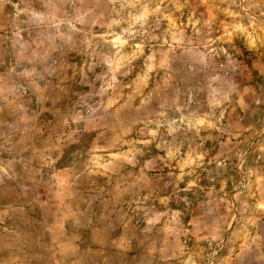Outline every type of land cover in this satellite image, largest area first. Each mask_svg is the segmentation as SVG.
I'll use <instances>...</instances> for the list:
<instances>
[{"label": "rangeland", "instance_id": "rangeland-1", "mask_svg": "<svg viewBox=\"0 0 264 264\" xmlns=\"http://www.w3.org/2000/svg\"><path fill=\"white\" fill-rule=\"evenodd\" d=\"M0 264H264V0H0Z\"/></svg>", "mask_w": 264, "mask_h": 264}, {"label": "trees", "instance_id": "trees-1", "mask_svg": "<svg viewBox=\"0 0 264 264\" xmlns=\"http://www.w3.org/2000/svg\"><path fill=\"white\" fill-rule=\"evenodd\" d=\"M247 67H248L249 69H252V66H251L250 63H248Z\"/></svg>", "mask_w": 264, "mask_h": 264}]
</instances>
